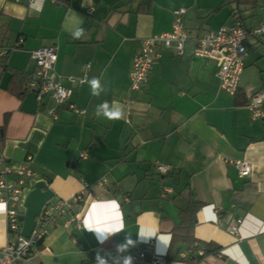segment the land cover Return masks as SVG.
Wrapping results in <instances>:
<instances>
[{
  "label": "crops",
  "instance_id": "obj_1",
  "mask_svg": "<svg viewBox=\"0 0 264 264\" xmlns=\"http://www.w3.org/2000/svg\"><path fill=\"white\" fill-rule=\"evenodd\" d=\"M179 7L187 34L181 52L161 48L141 88L130 89L140 39L169 30ZM235 21L246 29L264 22V0H36L34 6L0 0V47L9 49L0 62V171L12 177L24 167L45 180L55 198L85 190L83 202H71L68 211L78 213L79 224L50 226L33 248L35 262L98 264L99 256L106 264L128 257L138 264L133 255L144 248V261L152 251L165 255L168 246L158 236H171L179 210L193 198L200 203L194 237L220 246L196 264H264V117L252 119L247 107L248 95L264 90V37L246 36L233 94L219 88L216 63L194 54L200 34ZM50 45L56 51L52 72L69 89L66 100L7 91L11 69L30 73V51ZM106 102L123 118L108 120ZM238 158L250 162L247 176L232 164ZM156 163L170 170L161 174ZM113 200L124 231H88L85 220L114 214ZM141 227L157 236L137 235ZM7 237L2 214L0 245ZM185 254L181 247L177 255Z\"/></svg>",
  "mask_w": 264,
  "mask_h": 264
},
{
  "label": "built area",
  "instance_id": "obj_2",
  "mask_svg": "<svg viewBox=\"0 0 264 264\" xmlns=\"http://www.w3.org/2000/svg\"><path fill=\"white\" fill-rule=\"evenodd\" d=\"M24 1L28 6H34L36 0ZM184 7L173 10L171 27L169 30L151 34L140 39L137 51L132 55L129 71V87L139 90L144 84L153 62L159 56L161 48H172L180 53L187 38L186 31L181 21ZM247 35L264 37V22L254 28L246 29L239 21L223 24L214 30H207L200 34L195 41L194 54L206 59L213 60L217 65L216 76L219 88L233 94L238 86L240 73L244 67V59L247 49L244 40ZM20 41V40H19ZM19 41L16 43L19 44ZM6 48L0 47V57L7 53ZM55 46H40L30 51V57L34 62V68L29 73L27 86L33 91L36 100H41L44 95H49L56 103L66 100L69 89L63 85L59 74L52 72L55 60ZM66 79L73 81L70 75ZM84 78L78 81H83ZM247 107L252 119L264 117V90H257L248 95ZM4 157L0 154V162ZM241 176H247L250 171V162L242 158L231 161ZM156 170L164 174L170 170L168 164L156 163ZM32 181H37L33 173L20 168L14 176H9L7 170L0 171V200L7 202L8 210L4 214L7 240L0 245V264H40L33 260V248L39 238L48 233L50 226L62 224L66 227L71 221L79 224V215L76 212L69 214L71 202L82 203L85 190H80L69 198L48 199L35 217L33 226L28 237L20 234L21 220L18 215L24 211V200L28 191L32 188ZM167 193L170 188L164 187ZM68 213V216H64ZM236 227L232 228L233 232ZM149 250L148 248H146ZM138 250L133 259L138 264H169L164 254L152 251L149 261H144V251Z\"/></svg>",
  "mask_w": 264,
  "mask_h": 264
},
{
  "label": "trees",
  "instance_id": "obj_3",
  "mask_svg": "<svg viewBox=\"0 0 264 264\" xmlns=\"http://www.w3.org/2000/svg\"><path fill=\"white\" fill-rule=\"evenodd\" d=\"M68 0H63L67 2ZM235 19L238 18L233 14ZM9 49L7 50V53ZM7 53L0 57V62H3ZM28 74H24L18 70L11 69V74L8 77L5 88L10 93L21 97L27 90ZM200 203L193 198H190L186 205L179 210V222L171 231V240L168 244L165 257L168 261L178 260L187 261L196 264L204 255L215 254L219 251L220 246L212 241H202L194 237L193 225L195 221V211ZM181 247L186 251L185 256L177 255ZM200 251V253H199Z\"/></svg>",
  "mask_w": 264,
  "mask_h": 264
},
{
  "label": "clouds",
  "instance_id": "obj_4",
  "mask_svg": "<svg viewBox=\"0 0 264 264\" xmlns=\"http://www.w3.org/2000/svg\"><path fill=\"white\" fill-rule=\"evenodd\" d=\"M82 35H83V29L77 30L74 34L76 39L81 38ZM90 83H91L92 88L94 90L99 87V81L95 78H93L90 81ZM94 94H96V93L94 92ZM102 108L104 109V116L108 120H118V119L123 118V116H124V113L120 109L110 110L107 102L102 105ZM108 203L115 210L114 214L109 216V217H105L103 219L85 220V222H84L85 227L88 231L94 232L98 235H102L104 233H107L109 235H114V234H117L121 231H124L125 226H124V222H123V214L120 211L119 204L115 200L110 201ZM7 210H8L7 202L4 200H0V215L5 214L7 212ZM209 218L214 220L216 217L214 214H212ZM137 235L143 236V237H153V236H157V232L153 229L141 227L139 229V231L137 232ZM158 240L165 247H167L170 240H171V236L161 234L158 236ZM128 243L131 244L132 241L129 239ZM118 250H120V249H118ZM97 261H98V264H106V261L101 259L99 256H97ZM123 264H131V257L125 258L123 260Z\"/></svg>",
  "mask_w": 264,
  "mask_h": 264
},
{
  "label": "water",
  "instance_id": "obj_5",
  "mask_svg": "<svg viewBox=\"0 0 264 264\" xmlns=\"http://www.w3.org/2000/svg\"><path fill=\"white\" fill-rule=\"evenodd\" d=\"M53 197V191L47 187L46 181L43 179L33 183L32 188L28 191L24 200V211L18 215L21 220L20 234L28 237L33 226L35 225V217L39 214L43 204ZM43 237L39 238L37 244H40Z\"/></svg>",
  "mask_w": 264,
  "mask_h": 264
}]
</instances>
